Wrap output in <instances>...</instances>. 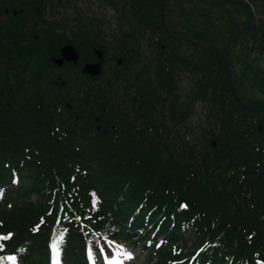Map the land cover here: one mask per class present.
<instances>
[{
	"label": "trees",
	"instance_id": "16d2710c",
	"mask_svg": "<svg viewBox=\"0 0 264 264\" xmlns=\"http://www.w3.org/2000/svg\"><path fill=\"white\" fill-rule=\"evenodd\" d=\"M58 1L0 0V232L14 230L8 245L26 240L24 264H47L50 226L30 229L38 217L51 224L61 215L58 222L69 225L65 252L78 260L86 234L80 218L86 228L115 224L124 238L139 235L143 246L150 240L149 264H186L182 257L192 253L191 264H264V126L247 122L224 53H213L189 26L169 30L163 0H103L115 11V28L87 17L68 41L80 53L113 51L124 66L143 57L135 82L118 66L107 72L111 82L104 69L87 81L44 63L41 79H26L12 66L17 50L32 48L40 26L52 28L54 19L45 17L57 13ZM247 1L256 17L248 38L264 54V0ZM179 45L192 47L199 60L175 52ZM183 72L199 78L191 91L175 81ZM196 100L207 102L218 122L189 139ZM91 193L100 199L92 215ZM188 233L194 240L185 247ZM158 238L167 242L158 245Z\"/></svg>",
	"mask_w": 264,
	"mask_h": 264
},
{
	"label": "rangeland",
	"instance_id": "374dc122",
	"mask_svg": "<svg viewBox=\"0 0 264 264\" xmlns=\"http://www.w3.org/2000/svg\"><path fill=\"white\" fill-rule=\"evenodd\" d=\"M221 1L230 2L229 0H163L162 17L164 25L167 28L169 27V30L172 32L186 30L184 26H189L193 29L194 33H190V35H198L197 37L203 38V42L212 49L213 53L217 52L219 55L224 53L226 41L229 40L227 50V58L230 62L229 75L234 81L238 97L247 102L243 103V105H252L256 110L257 108L264 110V54L257 48H254L248 38V31L252 26L248 29H243V26L249 25L250 22L248 12L242 4V7H237L224 4ZM55 2L56 0H54V3ZM219 2L223 4L221 10H217L219 7L215 4ZM262 2L256 3L263 4ZM54 5V9L57 13L53 14V17L48 15L45 17L47 20L54 19L52 28H47L48 30L42 31L44 25L40 26L37 29L36 38L31 43L32 48L29 47L30 49L28 48L26 51H20V53L18 51L17 59L12 65L15 67L18 74H24L26 79L39 80L41 76V67L43 68L44 63L46 67L51 64L59 65L70 73L76 71L87 81L89 80L87 75H92L91 78L93 75L99 76L100 71L104 69L105 75H103V78L110 79L112 82V80L115 79L107 72L116 71V67L118 66L120 68L119 71H123L125 78H128L133 83L135 82V74L139 70L141 62H144L143 57L140 58L136 64L124 66L113 51L102 53L100 50L91 49L85 50L84 53H80V51L72 47L68 41L71 37L68 36L69 31L75 33L76 30L72 29L77 26V21L86 19L87 17L92 19V22H106L109 28L114 29L116 14L111 6L105 5L103 0H59L57 4ZM260 8L262 11H259V13L261 17H263L264 5H261ZM55 23L61 25L62 28L59 29L54 27ZM204 33L206 34L205 36ZM148 37L149 35L146 34L145 38L141 40L142 45L145 47L148 44ZM106 39L111 40L112 36L108 34ZM153 42L155 44L156 41L154 40ZM26 46L27 44H24L21 48L25 49ZM64 47L69 59L64 58L62 55V49ZM179 51L188 58L192 57L191 53H195L194 55L196 58L193 57L192 60H199L197 51L194 52L193 48L190 46L186 47L185 50V47L179 45L175 52L179 53ZM151 57L154 63L159 62V59H157L153 53L149 55L150 59ZM87 65L89 66L88 69H86ZM50 68L51 67L48 69ZM23 70L24 73L22 72ZM103 78L100 81H96V85H103V83H105ZM174 78L181 88V91H191L197 87L199 83V78L195 77V75L190 72H183L182 74L176 75ZM106 83H108V81ZM92 103L94 104L95 102L92 101ZM193 103L194 113L189 119V139H196L198 135L201 136L202 133L209 131V129L213 130L218 122L214 121L207 112L209 108L207 102L196 100ZM224 106L226 105L224 104ZM246 114V119L248 118L247 122L250 119L255 120L264 117V113L257 114L254 112V114ZM165 124L163 120L160 123L162 126H165ZM252 144L254 148H256V142ZM198 151L202 152V149L199 147ZM193 240L192 234L188 233L185 235L183 245L185 247H190ZM110 242L116 243L113 238H111ZM122 242L132 249L131 251L121 254L120 258L122 260L125 259L128 254H131V259H135V261L132 260L130 264L149 263V255L142 246L135 242L132 244H130V242ZM132 253H135V255ZM112 260L115 261V258L112 257ZM71 263L72 262H67V264Z\"/></svg>",
	"mask_w": 264,
	"mask_h": 264
},
{
	"label": "water",
	"instance_id": "95a60500",
	"mask_svg": "<svg viewBox=\"0 0 264 264\" xmlns=\"http://www.w3.org/2000/svg\"><path fill=\"white\" fill-rule=\"evenodd\" d=\"M230 1H236V2H238V3H240V4H242V5L246 8V10H247V12H248V15H249V18H250V22H249V25H244V26H243V29H248V28H250V27L254 24V22H255V17H254V14H253L252 8H251V6L249 5V3H248L246 0H230ZM228 44H229V40L226 41V44H225V50H224V53H225V57H226V59H227V48H228ZM227 65H230V62L228 61V59H227ZM231 70H232V68H231ZM230 82H231V89H232V91H233V94L236 96L237 100H238L239 102H241V103H245L244 101H242V100H240V99L238 98V96H237V92H236V88H235V84H234V81H233V79H232L231 76H230ZM213 143H214V142H213Z\"/></svg>",
	"mask_w": 264,
	"mask_h": 264
},
{
	"label": "bare ground",
	"instance_id": "6f19581e",
	"mask_svg": "<svg viewBox=\"0 0 264 264\" xmlns=\"http://www.w3.org/2000/svg\"><path fill=\"white\" fill-rule=\"evenodd\" d=\"M65 47H66V46H65ZM65 47L62 49V55H63V57H64V58H66V59H67V58H68V56L66 55V50H65ZM68 59H69V58H68ZM86 67H87V69H88V67H89V66L87 65Z\"/></svg>",
	"mask_w": 264,
	"mask_h": 264
},
{
	"label": "snow or ice",
	"instance_id": "6c2138e0",
	"mask_svg": "<svg viewBox=\"0 0 264 264\" xmlns=\"http://www.w3.org/2000/svg\"><path fill=\"white\" fill-rule=\"evenodd\" d=\"M0 239H7V238H0ZM126 258L131 259V254H128V256ZM7 259L14 261L15 260V257H8Z\"/></svg>",
	"mask_w": 264,
	"mask_h": 264
},
{
	"label": "flooded vegetation",
	"instance_id": "af4514ba",
	"mask_svg": "<svg viewBox=\"0 0 264 264\" xmlns=\"http://www.w3.org/2000/svg\"><path fill=\"white\" fill-rule=\"evenodd\" d=\"M16 49H18V48H16ZM26 50H28V49H26ZM26 50H25V51H26ZM17 53H18V50H17ZM19 53H20V50H19ZM76 79H78V78H76Z\"/></svg>",
	"mask_w": 264,
	"mask_h": 264
}]
</instances>
